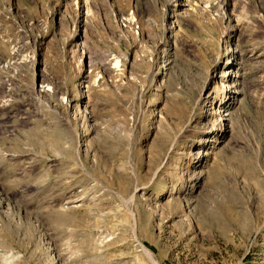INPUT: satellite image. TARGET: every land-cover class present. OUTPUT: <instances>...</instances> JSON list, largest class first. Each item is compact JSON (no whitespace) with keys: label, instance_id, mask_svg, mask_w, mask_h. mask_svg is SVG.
<instances>
[{"label":"rangeland","instance_id":"obj_1","mask_svg":"<svg viewBox=\"0 0 264 264\" xmlns=\"http://www.w3.org/2000/svg\"><path fill=\"white\" fill-rule=\"evenodd\" d=\"M0 264H264V0H0Z\"/></svg>","mask_w":264,"mask_h":264},{"label":"bare ground","instance_id":"obj_2","mask_svg":"<svg viewBox=\"0 0 264 264\" xmlns=\"http://www.w3.org/2000/svg\"><path fill=\"white\" fill-rule=\"evenodd\" d=\"M150 255H151V258H153V257H152V254H150Z\"/></svg>","mask_w":264,"mask_h":264}]
</instances>
